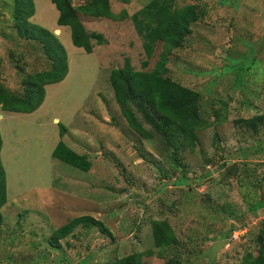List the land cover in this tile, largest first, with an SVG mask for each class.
<instances>
[{
    "label": "rangeland",
    "instance_id": "374dc122",
    "mask_svg": "<svg viewBox=\"0 0 264 264\" xmlns=\"http://www.w3.org/2000/svg\"><path fill=\"white\" fill-rule=\"evenodd\" d=\"M148 1L109 0L114 14H127L118 21L79 14L88 34L105 39L87 54L57 26L50 0H33L31 21L59 38L68 74L45 86L35 112L0 110L7 200L0 209V264H111L134 254L142 264H242L248 252L257 254L256 236L264 228V127L249 129L245 120L264 113V0H175L177 7L194 4L203 12L166 65L170 79L200 95L191 106L199 105L203 118L194 149L175 156L149 125V140L128 127L108 81L124 58L137 71L157 61L161 44L147 68L141 66L142 38L130 19ZM12 11L13 0H0V83L22 94V81L47 64L36 42L16 34ZM60 125L62 141L88 158L89 171L51 156ZM257 203L262 207L254 209ZM79 216L101 222L110 235L78 226L51 247L54 231ZM156 220H166L177 240L162 251L152 239ZM222 240L209 262L206 252Z\"/></svg>",
    "mask_w": 264,
    "mask_h": 264
},
{
    "label": "trees",
    "instance_id": "16d2710c",
    "mask_svg": "<svg viewBox=\"0 0 264 264\" xmlns=\"http://www.w3.org/2000/svg\"><path fill=\"white\" fill-rule=\"evenodd\" d=\"M58 12L56 24L67 28L74 47L91 54L93 47L102 45L104 37L92 32L87 33L79 14L90 18H103L112 21L122 20L125 12L114 14L109 0H86L74 6L72 0H50ZM128 3V0H121ZM33 0H13L12 27L18 37L25 42H36L41 47L47 69L35 71L22 81L23 93L7 91L0 83V110L8 113L31 114L42 104L45 98V86L62 82L68 74V60L59 38L48 29L31 21L35 14ZM203 12L194 4L175 6V0H149L140 10L130 16L136 33L142 38V50L145 60L142 67L147 68L157 44L162 50L152 69L137 71L128 58L123 66L111 69L108 81L112 88L115 102L128 127L140 137L149 140L152 132L164 140V146L178 151L194 149L197 142L196 130L203 126L198 107L191 106L200 95L185 89L167 76L168 55L183 46L185 37L191 32L190 25L201 22ZM138 113L142 120L138 119ZM247 128L255 130L264 127V113L245 120ZM64 127L59 126V142L51 156L79 171L87 172L91 162L85 155H79L63 141ZM0 133V151L2 149ZM177 166L179 164L176 163ZM6 174L0 158V209L6 204ZM262 207L257 203L254 209ZM0 213V226L2 224ZM81 226L84 229L96 227L110 235L104 224L91 216H79L58 227L53 237L48 240L53 248L59 247V241ZM152 239L155 248L160 251L177 243L174 232L166 220L151 223ZM230 231V229H229ZM257 254L248 252L242 264H264V228L256 236ZM151 252L148 253L150 255ZM111 264H142L141 255L134 254L120 258Z\"/></svg>",
    "mask_w": 264,
    "mask_h": 264
},
{
    "label": "water",
    "instance_id": "95a60500",
    "mask_svg": "<svg viewBox=\"0 0 264 264\" xmlns=\"http://www.w3.org/2000/svg\"><path fill=\"white\" fill-rule=\"evenodd\" d=\"M225 241H216L214 242L210 249L206 252V257L208 258L209 262H213L214 261V257L216 255V252L224 245Z\"/></svg>",
    "mask_w": 264,
    "mask_h": 264
},
{
    "label": "built area",
    "instance_id": "2783aa9c",
    "mask_svg": "<svg viewBox=\"0 0 264 264\" xmlns=\"http://www.w3.org/2000/svg\"><path fill=\"white\" fill-rule=\"evenodd\" d=\"M234 237H237V234H234Z\"/></svg>",
    "mask_w": 264,
    "mask_h": 264
}]
</instances>
